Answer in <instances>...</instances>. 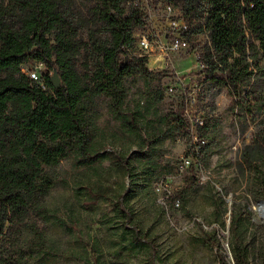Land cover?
Segmentation results:
<instances>
[{
    "label": "trees",
    "instance_id": "obj_1",
    "mask_svg": "<svg viewBox=\"0 0 264 264\" xmlns=\"http://www.w3.org/2000/svg\"><path fill=\"white\" fill-rule=\"evenodd\" d=\"M168 2L182 5L181 37L188 44L209 39L197 53L201 69L189 94L225 88L239 129L258 126L238 168L252 175V194L264 201V0ZM69 3L0 0V264H169L156 232L166 213L157 198L177 164L165 158L164 146L187 135L197 159L206 162L216 122L197 124L194 140L187 97L167 113L160 110L161 89L129 103L130 82L150 85L165 75L148 69L146 55L134 54V32L147 25L137 0H95L90 15L104 37L91 31L89 43ZM82 52L96 60L84 74L76 65ZM39 65L45 71L37 79L25 72ZM51 72L63 81L58 89ZM103 101L117 125L112 136L119 137V150L106 147ZM66 158L76 172L72 197L50 203ZM197 183L194 174L185 177L171 205L186 206ZM213 203L214 213L222 212L217 224L225 227L227 204L221 198ZM250 215L249 209L231 211L228 245L235 264H253ZM217 233L209 235L215 243Z\"/></svg>",
    "mask_w": 264,
    "mask_h": 264
},
{
    "label": "rangeland",
    "instance_id": "obj_2",
    "mask_svg": "<svg viewBox=\"0 0 264 264\" xmlns=\"http://www.w3.org/2000/svg\"><path fill=\"white\" fill-rule=\"evenodd\" d=\"M154 1L137 0L145 12L147 25L134 32L137 38L134 54L146 55L148 69L165 75L159 83L155 81L150 85L142 79L130 82L129 103L133 105L138 97H144L149 89H161L164 99L160 103V110L163 113L176 110L187 97L189 101L186 112L190 130L194 135L196 125L204 119L210 118L216 122L214 142L205 151L206 154H212L206 162L197 159L187 135L177 136L165 143V158L171 160L172 165H177L164 185L158 189L157 203L166 209L161 218L162 222L157 226L158 241L165 254L171 255L169 264H235L228 245L231 211L246 212L249 209L253 227L250 228L247 241L256 249L253 264H261L264 256V216L260 207L264 201L252 194V175L244 176L238 168L240 156L245 148L251 145L258 126L252 124L245 132L239 129L232 110V100L225 88H195L189 94L188 86L193 85L201 69L197 53L209 45V39L207 35H203L196 42L190 43L187 49H172L174 35L171 25L172 21L180 19L182 5L175 4L174 7L169 5V0L160 1L158 4ZM94 5L95 0H70L69 3L72 16L82 22L80 37L88 43L91 31L100 38L104 37L100 26L92 23L90 9ZM129 5L130 3L126 4L127 7ZM142 36L152 44L148 51L139 46L138 40ZM95 63L96 60L91 55L82 52L76 61L77 70L84 74L87 67L93 69ZM29 70L39 77L45 68L42 65L25 68V72ZM52 75L51 72L50 76ZM61 83L63 84V81ZM101 104L102 117L99 123L109 135L107 150H119L121 141L118 136H112L117 131V125L108 116L106 103L103 101ZM196 138L195 135L194 140ZM71 159L60 161L58 170L63 181L50 194V203L61 205L72 197V178L76 172L72 168ZM262 169L264 171V166ZM192 174L198 178V183L190 195L189 202L186 206H180L178 203L172 206L169 197L179 191L185 177ZM214 198H221L227 204V214L223 217L225 227L217 224L216 215L220 216L222 212L214 213ZM213 230L218 231L217 243L213 241V236L209 237Z\"/></svg>",
    "mask_w": 264,
    "mask_h": 264
},
{
    "label": "built area",
    "instance_id": "obj_3",
    "mask_svg": "<svg viewBox=\"0 0 264 264\" xmlns=\"http://www.w3.org/2000/svg\"><path fill=\"white\" fill-rule=\"evenodd\" d=\"M171 26H172V31L174 35V39L171 42V48L174 50L187 49L189 47V44L181 37V31L186 28L185 22L180 18L177 21L176 20L172 21ZM138 43H139L140 48L143 49L144 51H148L152 47V44L145 36H142L138 40ZM31 77L34 79H37V76L35 73H32Z\"/></svg>",
    "mask_w": 264,
    "mask_h": 264
},
{
    "label": "water",
    "instance_id": "obj_4",
    "mask_svg": "<svg viewBox=\"0 0 264 264\" xmlns=\"http://www.w3.org/2000/svg\"><path fill=\"white\" fill-rule=\"evenodd\" d=\"M52 84L53 86L58 89L61 86V80L59 78V76L57 75V73L55 72L54 75L52 76Z\"/></svg>",
    "mask_w": 264,
    "mask_h": 264
},
{
    "label": "bare ground",
    "instance_id": "obj_5",
    "mask_svg": "<svg viewBox=\"0 0 264 264\" xmlns=\"http://www.w3.org/2000/svg\"><path fill=\"white\" fill-rule=\"evenodd\" d=\"M261 210H262V213H263V216H264V203L263 204H261Z\"/></svg>",
    "mask_w": 264,
    "mask_h": 264
}]
</instances>
